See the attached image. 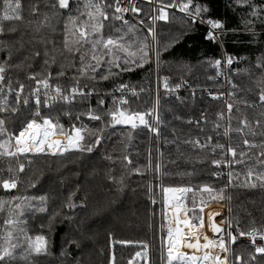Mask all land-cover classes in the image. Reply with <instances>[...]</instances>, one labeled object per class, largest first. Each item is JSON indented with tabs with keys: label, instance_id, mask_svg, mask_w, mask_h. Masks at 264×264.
I'll return each mask as SVG.
<instances>
[{
	"label": "trees",
	"instance_id": "16d2710c",
	"mask_svg": "<svg viewBox=\"0 0 264 264\" xmlns=\"http://www.w3.org/2000/svg\"><path fill=\"white\" fill-rule=\"evenodd\" d=\"M101 2L114 4V0ZM162 2L166 4L170 0ZM20 3L22 19L3 20L4 0H0V63L7 61L9 79L16 87L23 84L26 93H30L36 86V81L29 79L30 75L38 74L36 79L39 80L51 73L49 82L66 92L77 83L73 78L79 77L81 89L85 92L95 89L92 95L86 99L76 96L68 105L54 102L48 107H44V100H41V115L58 120L65 132H71L74 126L103 131L100 145L94 146L91 153L68 152L57 157L29 155L31 164L23 156L19 157V162L25 164L24 172L18 171L17 158L0 157V181L10 177H17L19 181L17 188L11 191L0 187V200L41 195L47 199L46 213L35 212L38 200L31 201L33 208L24 210L21 219L26 224L21 227H25L27 235L33 239L43 235L49 242L48 254H33L14 264H111L113 255L115 264H167L163 187H191L193 192L187 194L185 207L191 209L194 199L197 212L201 207V196L207 201L203 206H223L224 220L232 224L233 234H237V227L245 232L253 228L264 231V187L259 182L256 188L242 186L248 166L254 173H264V157L259 155L260 145L264 144V105L259 102L260 88L257 85V81L264 78V70L256 67L258 58H264V0L244 3L237 0H191L193 11L196 5L208 9L196 17L195 24L188 15L177 9L172 11L173 8L166 9V21L156 20V50L158 48L160 52L157 63L159 123L156 124L152 117L147 118L158 128L159 135L143 126L136 129L116 125L105 127L100 121L89 120L86 115L89 109L94 110L107 123L110 120L107 110L115 107V91L122 83L136 92V96L122 107L141 112L153 109L152 55L151 61L143 67L119 72L108 80L100 79L99 73L95 81L87 75L80 76L77 72L80 55L83 53L87 60L90 53L84 52V48L90 45H85L80 52L70 53L65 49V38L69 41L75 39L69 16L75 18L77 26L88 20V9L85 8L88 0H69V9H60L58 5L53 8L57 0H20ZM253 5L257 15H252ZM135 6L141 11L138 15L133 13L134 20L127 19L135 28L134 34H128L126 38L142 40L147 36L148 28H153L151 9L145 3ZM106 11L109 20L104 21L102 31L105 38L119 37L121 32H127L123 20L112 19L113 8H106ZM209 19L224 26L219 29L224 32L219 38L220 43L205 38L207 31L199 21ZM148 41L151 46L150 36ZM222 54L233 60L230 85L226 91L219 81H215L214 64ZM61 70L64 76L58 75ZM165 78L173 91H165ZM0 95L7 96L4 92ZM213 96L219 98L213 99ZM7 98L14 103V96ZM100 99L104 101L103 105L98 103ZM228 103L233 105L231 120ZM35 107L31 100L27 106L21 103L16 115L6 114L8 132L18 135L32 118ZM245 118L256 133L254 136L248 128L244 129L246 136L235 131L230 133L231 139L223 136L226 127H241L240 120ZM217 123L221 125L219 129L215 127ZM84 135V143H94L95 132H85ZM209 136L211 141H206ZM243 138L257 147L246 149ZM196 140L200 144L207 142L208 147L202 150L198 145L188 143ZM217 143L225 145V150L231 144L237 152L248 153L245 164L228 167V173L231 170L239 174V180H233L232 184L228 183L224 164L217 168L212 163L214 159H231L221 149L213 151ZM217 172L219 176L214 174ZM205 185L217 192L224 189V198L212 200L207 193H201L200 188ZM69 197L76 205L84 202L88 207L70 210L65 206ZM96 207H107L108 210L94 216L92 211ZM54 211H59L60 215L49 228V217ZM188 216H193L191 210ZM6 218L7 209L0 213V229ZM73 239L79 242V248L69 243ZM113 240L131 243L114 244ZM20 242L22 247L17 249L18 255L26 247L23 237ZM231 247L245 260L253 251L239 238ZM137 252L142 256L137 257Z\"/></svg>",
	"mask_w": 264,
	"mask_h": 264
},
{
	"label": "snow or ice",
	"instance_id": "6c2138e0",
	"mask_svg": "<svg viewBox=\"0 0 264 264\" xmlns=\"http://www.w3.org/2000/svg\"><path fill=\"white\" fill-rule=\"evenodd\" d=\"M149 3L152 0H148ZM238 3L247 2V0H237ZM160 6L153 11L158 12V15L154 16L155 20H167L168 8H176L178 11L185 13L191 18V23L195 24L197 22L196 17L200 16L202 12H207V8H202L199 5L195 6L193 11L191 0H170L169 3H163L162 0H157ZM58 7L60 9H69V0H57V4H53L52 7ZM114 12L111 17L115 21L123 20V24L127 26V32H121L119 37L108 36L105 38L103 34V29L105 28L104 21L109 20V13L106 8H113ZM253 7L252 15H257L255 11V5ZM85 8L88 9L87 16L88 20L84 21L81 26L76 25V20L72 16H69V21L72 22L73 30L72 35L75 37L74 40L69 41L65 38V49L70 52H80L81 48L85 45H90L88 48H84V52L90 53L89 58L86 60L85 55L82 53L80 55V67L77 72L80 76L87 75L89 79L96 80V74L99 73V77L102 80H108L110 76L119 75V72H131L135 68H141L145 63L151 61V46L148 41L150 36L153 41H155V33L152 27L148 28V34L142 40L137 38L135 40L127 39L128 34H134V25H129L127 20L123 19V14L127 13L129 10L136 13L137 15L141 11L132 0H129L128 6L122 7L120 0H115L114 4L104 3L101 0H88L85 4ZM21 9L20 0H4L3 5V20H15L20 21L22 16L19 14ZM79 11V9H77ZM83 14V13H81ZM203 22V20L201 21ZM143 23V21H141ZM211 29H222L224 26L214 20H207ZM67 29V25H65ZM2 31V29H0ZM15 31V29H12ZM120 31V29H117ZM78 33V35H77ZM208 40L215 41L216 37L212 31L207 33L205 37ZM157 63L159 62V49L156 50ZM11 54H9L10 58ZM47 63V61H46ZM226 63L231 65L233 60L231 57L227 58ZM215 64L217 67L221 65L220 60H216ZM7 61L0 63V94L3 93L5 87V72H6ZM20 65H17L19 67ZM256 67L258 69L264 70V58H258ZM103 69V71H102ZM118 69L119 71H113ZM38 74H33L29 76V79L36 81V87L32 89L29 93L31 97L34 98L35 110L32 112V118L29 119L26 124L19 130L18 135H13L8 132L7 129V115L11 113L13 116L16 115L20 108L21 103L27 106L29 104L28 98H23L22 93L24 91V85L20 84L19 89L15 90V101L14 103L9 101L7 96L0 95V157L17 158L18 171L24 172L25 164L19 162V157L23 156L29 164L32 163L29 154L31 156H64L68 152L91 153L94 146H98L101 143V135L103 129H88L86 127H73L71 132H65L63 125L59 123L58 120L54 121L50 117L41 115V87L44 89L43 96L45 97L43 101V106L48 107L51 102L57 100H63L64 102L71 104L76 96L82 98H87L92 95L95 89L85 92L79 86V77H74L77 83L72 86L69 90V94H64L63 90L59 85H56L53 89L49 83L51 73L48 77L37 80L36 76ZM59 76H64L65 73L61 70L58 73ZM257 85L260 88L259 102L264 105V78L257 81ZM164 88L166 92H171L173 89L169 86L167 78L164 79ZM87 87V85H85ZM125 84H120L119 89L127 88ZM177 88L179 85L176 86ZM236 87V85H233ZM8 95L13 92L11 80L7 84ZM54 91L55 95H52ZM133 95H136L134 89H130ZM123 97V92L121 93ZM213 99H218V96H213ZM100 105H103L104 101L100 99L98 101ZM128 101L126 99L120 98L119 100L114 99L113 105L115 107L109 108L107 110V115L110 116V120L107 123L104 122L103 118L97 114L94 110L89 109L86 115L89 120L100 121L105 124V127L111 125H127L131 129H136L137 127L143 126L147 128L150 132H155L159 135V130L147 117H153V113L156 112V108L151 110L141 112L132 111L130 108H124L123 105H127ZM159 104V97L157 96L156 105ZM227 109L229 113V120H231V113L233 105L231 103L227 104ZM220 118H223V114H220ZM156 124L159 123L158 114L154 117ZM191 122V121H189ZM257 126L260 122L257 121ZM241 127L233 129L231 125L226 127L223 132V136L230 137V133L235 131L244 136V129L248 128L251 135L256 133L252 131L248 120H240ZM217 129L221 127L219 123L215 125ZM88 132L92 134L96 133V139L93 144H86L84 133ZM57 136H62L63 140L57 139ZM211 137H207L206 141H211ZM188 143H193L198 145L202 150L208 147V143L200 144L199 140L188 141ZM243 144L246 149L256 148L255 143H251L247 138H243ZM261 151L260 156L264 157V144L260 145ZM215 149H221L224 155L230 156L231 159L224 160L214 159L212 161L213 165L217 168L223 163L225 167H231L236 164H245V157L248 155L246 151L237 152L236 148L229 144L225 145L217 143L215 144L213 151ZM127 159V157H125ZM131 163V161H129ZM9 172L12 171L11 168L8 169ZM219 176L220 173H214ZM233 180H239V174L229 171L228 173V183L232 184ZM17 177H10L8 179H3L0 181V187L5 191H11L17 188L18 185ZM257 182L261 187H264V173H254L251 166H248V170L245 174L244 182L242 186L256 188ZM35 187V184L32 185ZM163 204L165 208V224L167 225V264H264V244H257V237L260 241H264V231H259L253 228L250 231H242L239 227L236 228V233L233 234L232 224L227 220H221L220 223L214 221L213 216L208 217L207 227L214 234L215 238H209L205 235L201 229L205 227L204 218L201 215L203 213V205L207 203L203 196H201V207L199 212L196 211L195 200L193 199V206L191 209L185 207V200L188 193H192L193 189L191 187H163ZM201 193H207L209 198L212 200H221L224 198V189H220L218 192L210 186H203L200 188ZM74 195V193H73ZM195 195V194H193ZM32 200H38V204L34 207L35 212L46 213L47 209V199L45 196L41 195L39 197H12L10 200H0V213H3L7 209V218L4 220V227L0 229V264H14L18 259L27 260V258L33 254L35 255H47L48 254V240L43 235H37L33 239L27 235V229L21 227V225L26 224L25 220L21 217L24 215V210L26 208L32 209ZM67 208L75 209L76 207L87 208L88 205L81 202L76 205L72 202L71 197L67 204ZM107 207H96L93 209L92 214L94 216L101 215L107 211ZM171 210V215H168V211ZM193 212V216H188V211ZM60 215L59 211H54L49 217L48 226L51 228L52 223L55 221L56 217ZM70 219L71 217H65ZM198 220V223L195 222ZM226 225L227 227H222ZM186 230V231H185ZM21 237L26 242V247L23 252L19 255L17 254V249L22 247ZM239 237H247L251 241V246L253 251L249 253L248 258L245 260L242 254L235 253L231 245L237 243ZM201 240L203 242H201ZM70 244H75L79 248V242L75 239L69 241ZM114 244H128L130 241L125 240H113ZM145 248L147 245L144 246ZM182 249H189L191 252H185ZM64 253H62L63 255ZM146 255V253H144ZM137 257L142 256L141 252L136 253ZM259 257V259H258ZM111 264H115V256H112ZM131 264V262H130Z\"/></svg>",
	"mask_w": 264,
	"mask_h": 264
},
{
	"label": "built area",
	"instance_id": "2783aa9c",
	"mask_svg": "<svg viewBox=\"0 0 264 264\" xmlns=\"http://www.w3.org/2000/svg\"><path fill=\"white\" fill-rule=\"evenodd\" d=\"M114 3H115V0H114ZM120 3H121V6L122 7H125V6H128L129 0H120ZM132 3L135 4V5L137 3H145V4H148L150 6V9H151L150 20H151V18H152V16H153L154 13H155V16L157 15L156 14V11H153V9L158 8V5H157L156 0H152L151 3H149L148 0H132ZM171 10L172 11H175L176 8H173ZM113 11H114V7H113ZM128 18L134 20V18H133V12H131V10H129L127 13H124L123 14V19L124 20H127ZM151 22H152V20H151ZM199 22L205 27L207 33L209 31H212L214 33V36L216 37L215 41L218 42V43H220V39L219 38H220V36L224 32L223 31H220L219 29H211L210 25L207 22H204V21L203 22L199 21ZM155 24H156V20L154 22H152V26H153L154 33H155ZM150 39H151V49H152V52H151V55H152V72H153V82H154V89H153L154 100H155L154 108H157L156 101H157V96H158V80H157V59H156V54H155L156 53V39H155V41H153L151 37H150ZM220 61H221V65L219 67H217L216 64H214V67L216 69V78H215V81L216 82L219 81L222 84L223 91H226L228 89L229 85H230V82H229V74L231 72L233 63L231 65H228L226 63L227 58L224 56V54H222V57H221ZM4 75H5V81H4L5 87L3 89V92L7 96H9V97L14 96V98H15V90H18L19 87H16L15 84H13V82L11 81L12 88H13V92H12L11 95H8L7 84H8V82H9L10 79H9V76L7 75L6 72H5ZM50 85L52 86L53 89L55 88V86L52 85L51 83H50ZM118 89L119 88H117L116 91H115V94L117 95V100H119L120 98H123V99H126L128 101L130 98H133V97L136 96V95H133L132 92L130 91V89H128V88H124V89H121V90H118ZM69 90L66 91V92L63 91L64 94H69ZM43 92H44V89L41 87V95H40L41 100H44L45 99V97L43 96ZM122 92H123V97H121V93ZM174 92H177V90H174ZM52 95H55L54 91L52 92ZM22 97L23 98H28L29 101L32 100L34 102V98L31 97L29 95V93H26L25 89H24V91L22 93ZM55 102H60V103H64L65 105H68V103L64 102L63 100H57ZM51 103H54V102H51ZM225 175H226V177L228 176V167H225ZM224 214H225V209H224ZM239 240L241 242H243V243L248 244V245L251 246V241L247 237H239ZM257 244H264V241H260L259 238L257 237Z\"/></svg>",
	"mask_w": 264,
	"mask_h": 264
},
{
	"label": "rangeland",
	"instance_id": "374dc122",
	"mask_svg": "<svg viewBox=\"0 0 264 264\" xmlns=\"http://www.w3.org/2000/svg\"><path fill=\"white\" fill-rule=\"evenodd\" d=\"M154 16H155V13L153 14V16L151 18L152 22L155 21V19H153ZM154 104H155V100H154ZM155 115H157V108H156V112L153 113V117H152L154 121H155V119H154ZM116 126H127V125H116ZM56 138L63 140L62 136H57ZM29 155H31V154H29ZM199 209H200V207L197 209L198 212H199ZM217 210H221L222 211L223 220H224V208L222 206L214 205V204H207V205L203 206V213L201 214L203 216V218H204V221H208V217L210 215L214 216L216 214ZM170 211L171 210L168 211V215H169ZM222 227H225V225H222ZM206 235L209 238H214V234L211 232V230L208 227L206 228ZM165 244H166V240H165ZM182 250L185 251V252H189V253L191 252V250H189V249H182ZM165 254H166V258H167V248H166ZM166 263H167V259H166Z\"/></svg>",
	"mask_w": 264,
	"mask_h": 264
},
{
	"label": "bare ground",
	"instance_id": "6f19581e",
	"mask_svg": "<svg viewBox=\"0 0 264 264\" xmlns=\"http://www.w3.org/2000/svg\"><path fill=\"white\" fill-rule=\"evenodd\" d=\"M169 215H171V211L169 212ZM213 218H214V221L219 224L220 221L223 220V213H222V211L221 210H217V212L213 216ZM204 223H205V227L203 229H201V231L206 235V228H207L208 221H204ZM201 242H202V240H201Z\"/></svg>",
	"mask_w": 264,
	"mask_h": 264
}]
</instances>
